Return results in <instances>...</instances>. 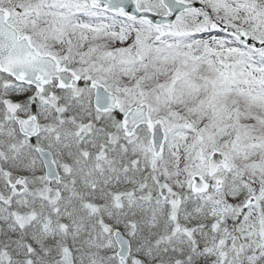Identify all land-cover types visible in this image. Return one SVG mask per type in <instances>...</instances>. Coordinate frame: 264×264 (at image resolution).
Instances as JSON below:
<instances>
[{
    "label": "snow or ice",
    "instance_id": "obj_1",
    "mask_svg": "<svg viewBox=\"0 0 264 264\" xmlns=\"http://www.w3.org/2000/svg\"><path fill=\"white\" fill-rule=\"evenodd\" d=\"M0 264H264V0H0Z\"/></svg>",
    "mask_w": 264,
    "mask_h": 264
}]
</instances>
